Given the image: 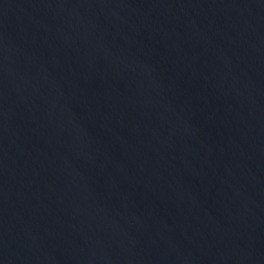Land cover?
<instances>
[{
  "label": "water",
  "instance_id": "95a60500",
  "mask_svg": "<svg viewBox=\"0 0 264 264\" xmlns=\"http://www.w3.org/2000/svg\"><path fill=\"white\" fill-rule=\"evenodd\" d=\"M0 264H264V0H0Z\"/></svg>",
  "mask_w": 264,
  "mask_h": 264
}]
</instances>
